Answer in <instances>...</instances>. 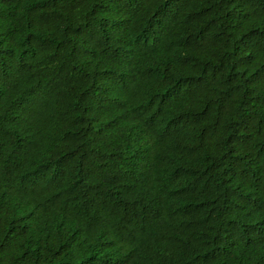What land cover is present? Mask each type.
<instances>
[{
	"label": "trees",
	"instance_id": "trees-1",
	"mask_svg": "<svg viewBox=\"0 0 264 264\" xmlns=\"http://www.w3.org/2000/svg\"><path fill=\"white\" fill-rule=\"evenodd\" d=\"M0 264H264V0H0Z\"/></svg>",
	"mask_w": 264,
	"mask_h": 264
}]
</instances>
